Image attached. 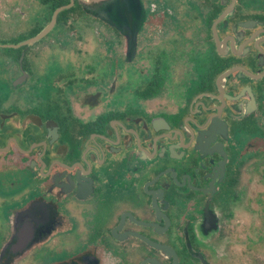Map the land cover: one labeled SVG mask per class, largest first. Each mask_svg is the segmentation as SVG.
Masks as SVG:
<instances>
[{
  "label": "flooded vegetation",
  "instance_id": "1",
  "mask_svg": "<svg viewBox=\"0 0 264 264\" xmlns=\"http://www.w3.org/2000/svg\"><path fill=\"white\" fill-rule=\"evenodd\" d=\"M250 167L264 0H0V264H248Z\"/></svg>",
  "mask_w": 264,
  "mask_h": 264
},
{
  "label": "rangeland",
  "instance_id": "2",
  "mask_svg": "<svg viewBox=\"0 0 264 264\" xmlns=\"http://www.w3.org/2000/svg\"><path fill=\"white\" fill-rule=\"evenodd\" d=\"M246 178L248 191L236 211L248 223V264H264V167L248 168Z\"/></svg>",
  "mask_w": 264,
  "mask_h": 264
},
{
  "label": "water",
  "instance_id": "3",
  "mask_svg": "<svg viewBox=\"0 0 264 264\" xmlns=\"http://www.w3.org/2000/svg\"><path fill=\"white\" fill-rule=\"evenodd\" d=\"M61 9V8H60ZM60 9H58L56 12H55V14H54V18H53V21L48 25V26H46L41 32H39L36 36H34V37H32L31 39H29L28 41H26V43L27 44H32V43H34L36 40H38V39H40L41 37H43L52 27H53V25H54V21H55V19H56V16H57V14H58V12H59V10Z\"/></svg>",
  "mask_w": 264,
  "mask_h": 264
}]
</instances>
